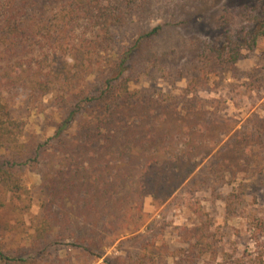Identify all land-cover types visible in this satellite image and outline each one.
<instances>
[{
  "label": "trees",
  "instance_id": "obj_1",
  "mask_svg": "<svg viewBox=\"0 0 264 264\" xmlns=\"http://www.w3.org/2000/svg\"><path fill=\"white\" fill-rule=\"evenodd\" d=\"M134 1L0 0V147L5 149L0 179L20 188L14 171L51 154L58 168L47 177L50 199L35 243L59 210L70 205L63 217L70 222V211L77 209L79 223L86 220L88 232L72 233V246L102 257L96 250L112 246L131 227L142 225L147 198L156 206L166 203L212 152L182 109L142 107L140 96L131 91L137 66L160 64L157 53L149 52L164 30L162 25L153 27L118 50L117 31L135 10ZM259 38L227 33L223 42L202 44L195 59L201 82L229 73L241 51L253 49ZM160 68L171 72L167 65ZM177 69L178 76H185L187 63ZM20 95L25 96L21 102L26 109L49 103L58 108L61 121L52 137L26 138L15 107ZM158 118L172 123L162 131ZM248 217L259 245L264 217ZM208 230V225L195 226L191 232L209 244ZM235 262L241 264L240 259ZM0 263L36 264L2 249Z\"/></svg>",
  "mask_w": 264,
  "mask_h": 264
},
{
  "label": "rangeland",
  "instance_id": "obj_2",
  "mask_svg": "<svg viewBox=\"0 0 264 264\" xmlns=\"http://www.w3.org/2000/svg\"><path fill=\"white\" fill-rule=\"evenodd\" d=\"M133 5L126 25L117 31L118 50L153 27L162 25L164 30L149 52L157 53L160 64L137 66L131 91L140 96L142 107L182 109L189 124L207 139L211 154L166 203L156 206L147 198L142 225L131 227L112 246L96 250L102 257L72 246V233L88 232L87 221L79 223L77 209L70 211V222L63 217L70 205L59 210L62 218L56 215L35 243L50 199L47 177L58 168L53 154L28 161L13 174L20 188L0 179V249L36 264H238L237 259L241 264H264V236L256 244L248 227L249 215L264 217V0H135ZM227 33L260 38L253 49L241 51L229 73L201 82L195 60L200 46L223 42ZM182 63L188 70L181 77L177 68ZM161 64L171 72L163 71ZM18 98L16 113L26 138L52 137L61 121L58 108L49 103L26 109L21 102L25 96ZM157 121L162 131L172 123ZM4 154L0 147V161ZM204 224L209 244L191 232Z\"/></svg>",
  "mask_w": 264,
  "mask_h": 264
}]
</instances>
